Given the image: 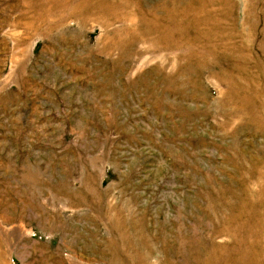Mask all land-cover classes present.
I'll return each mask as SVG.
<instances>
[{"label": "rangeland", "instance_id": "1", "mask_svg": "<svg viewBox=\"0 0 264 264\" xmlns=\"http://www.w3.org/2000/svg\"><path fill=\"white\" fill-rule=\"evenodd\" d=\"M0 264H264V0H0Z\"/></svg>", "mask_w": 264, "mask_h": 264}]
</instances>
